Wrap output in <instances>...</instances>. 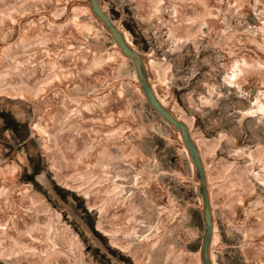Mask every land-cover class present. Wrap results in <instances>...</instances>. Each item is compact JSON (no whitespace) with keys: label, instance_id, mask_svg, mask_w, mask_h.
Here are the masks:
<instances>
[{"label":"rangeland","instance_id":"rangeland-1","mask_svg":"<svg viewBox=\"0 0 264 264\" xmlns=\"http://www.w3.org/2000/svg\"><path fill=\"white\" fill-rule=\"evenodd\" d=\"M75 1L89 3L0 0L2 196L10 195L8 188L19 195L30 186L27 209L40 213L48 206L74 235L66 239L61 232L51 239L28 221L11 242L21 237L19 245L34 248L39 264L54 239L70 246L79 264H199L203 203L187 149L145 99L132 60L116 51L111 34L77 10ZM102 3L137 49L155 61L154 79L167 106L210 144L209 168L222 199L213 208L214 264H264V107L257 108L258 102L264 106V94L253 96L244 83L251 78L260 85L256 77L264 83V72L257 70L264 65V25L249 19L256 13L264 22V0ZM26 7L40 12L23 13ZM45 14L65 26L41 25ZM18 18L21 29L14 35ZM76 18L95 32L72 26ZM35 19L43 27L33 34ZM93 48L110 54L112 65L100 69L85 51ZM236 61L249 64L242 86L223 79ZM7 83L16 86L2 90ZM38 91L41 97L33 95ZM56 130L54 137L50 131ZM58 170L66 177L61 182ZM0 221L9 235L10 221ZM1 241L6 247L9 236ZM9 251L11 260L0 258V264L20 263L23 247ZM61 261L68 263L50 264Z\"/></svg>","mask_w":264,"mask_h":264},{"label":"bare ground","instance_id":"bare-ground-1","mask_svg":"<svg viewBox=\"0 0 264 264\" xmlns=\"http://www.w3.org/2000/svg\"><path fill=\"white\" fill-rule=\"evenodd\" d=\"M74 3L76 4V9L77 10H80V12L83 10V12L89 13L93 18L98 20L102 24V26L109 32L108 28L104 25V22L99 17H97L94 14V12L92 10V6L90 4V0H89V3H87L85 5L84 4H80L77 1H75ZM98 4H99L100 8H102V10L109 15V17L112 19V22L117 27V29L123 32V35H124L126 43L128 45L134 47L136 50H138L136 45L133 43V41L129 37L127 31L120 24V22L119 21H115L112 18V16L109 14V12L105 10V8L103 6V3H102V0H99ZM48 5L51 6V3H48ZM22 6H27V5H23L22 4ZM25 9H28V11L25 10L23 13H25V12H34V13L40 12V11H36V12L33 11L31 7H26ZM41 14L44 15V11H42ZM252 15L254 17L255 22H252L251 20L250 21L252 23H254V24H258L256 26L262 27V25H264V22L260 20L259 16L256 13L255 14L251 13L249 15V19H250V17ZM25 16H27V14H21L20 17H25ZM45 16L48 17V19H45L46 22L42 23V22H44V20L40 21V24L43 25V26H44V24H47V25H50L52 28H55L57 26L58 27L60 26L62 28L66 24V23L58 22L56 20L57 19L56 16H52V15H49V14H45ZM17 20H19V22L16 23V20H14L15 23H13V24L16 25V26H13L14 31H15L14 35L18 34L20 29H21V27L19 28V26H20V23H21L22 19L18 18ZM34 22L37 23V26H39V27L31 26L30 29L33 31V34L34 33H38V28L40 30V27H43V26H41L38 23V20L35 19ZM75 23L77 25H81L84 29L91 30L92 32H95L89 24L81 23V21L78 18H76L74 20V23L72 24V26L75 27ZM31 36L33 37L35 35L31 34ZM111 36H112V34H111ZM18 41L19 40L14 41L13 43L3 44V46L5 45L4 47H9L10 48L11 46L15 45ZM114 46L116 48V51L122 57H124V58L127 57L121 52L120 47L118 46V44L116 42H115ZM85 51L88 52L87 55H89L93 59L97 60V63L99 64L98 66L100 67V69L103 70V69H106V68H108L109 66L112 65V59L113 58L111 59L110 54L103 53L100 50H97L95 48H93L91 50L90 49H85ZM138 52H140V51L138 50ZM140 54H142V56H143V60H144V63H145V68H146L145 72L147 74V78H148L149 83L152 85L150 87H151V90H152L153 94L155 95V98L160 102V104L162 106L166 107L171 112V114H173L175 117L179 118L188 127V129L191 131L190 133L192 135V139H193V141L195 142L197 148L200 151V154H201V157H202L203 166H204V167L203 166L202 167H203L204 173H205V183H206L207 190H208V192H207L208 193V201H209V204H210V207H211V215H212V218H213V232H212V236H211V239H210V242H209V248H210V251H209L210 255L209 256H210V260H211L212 264H214L213 257H212V254H211V244L213 243L214 228H215L213 208H214L215 203L219 202V200H222V199H221V194H219L220 190L217 188L218 184L216 183L215 177L213 176L214 175L213 171L209 168L208 160H209V158L212 155L211 150L209 149L210 148V144L207 142L206 139H204L202 137H197L196 135H194L193 130H192V123L183 114H180L179 112H177L175 109H173V107L170 108L169 106H167V103L161 97L160 93L157 90L158 88H157L156 80L154 79L155 76H154L153 70L155 68V61L153 59L152 60L151 59L148 60L147 56L144 55L142 52H140ZM79 55H80V53H79ZM129 59L132 60L131 58H129ZM247 66H249V64L246 63V62H244L243 64H240L237 61L234 62L233 65H232V67H233L232 75L226 76L223 79L224 80L225 79L228 80L232 84H234L236 82L238 86H242L241 81L239 79L241 78V76L246 75L244 72H245V68ZM258 66L259 67L257 68V70H259L261 72H264V65L259 63ZM31 71H33V70H31ZM256 78L258 79L257 81L260 83V85L257 84L256 82H254V79H251V78H248V79H246L244 81V83H249V85L247 84V85H245V87L248 90H251V93H252L253 96H255L257 93H263L264 94V89H261L262 86L264 87V83L258 77H256ZM137 81H138L140 90L142 92L141 85H140V82H139V79H138V75H137ZM20 83L22 85L24 84L23 81H21ZM58 84H61V81ZM9 86L14 87L16 85L14 83H7V84L3 85L2 88H4V89H2V90H6L7 87H9ZM20 87L21 86H19V88ZM28 88L29 87H27L25 89H28ZM41 89L43 90L42 94H44L47 91V86L43 87ZM253 89L255 91H253ZM38 93H39V91L38 92H33V95H36L37 97H41L42 94H38ZM21 94H22V92H21ZM143 95H144V93H143ZM145 99L147 100L149 105L153 108V110H155V108L148 101V98L145 97ZM257 101H258V98H256L253 103H256ZM263 107H264L263 104L261 102H258L257 108L258 109H262ZM155 112L162 118V116L156 110H155ZM162 119L164 120V118H162ZM164 121L167 122L168 124H170L174 128L173 124H171L169 121H167V120H164ZM36 128L42 129L39 126H37ZM174 130H175V128H174ZM175 131H177V130H175ZM50 132H51V134L54 137H56V133L58 131L56 130V131H50ZM176 134H177V136L179 138V141L182 143L183 148H186V145H185V142H184V139H183V136H182L180 130H178ZM187 152H188V150H187ZM192 164H193V177H194V180L198 184L197 188H196V192H197L199 186L201 185V181H200V178H199V171L197 170V168H196V166L194 165L193 162H192ZM60 174H61V172L58 170L56 178L61 182L62 178L64 179L66 177L63 176V175L60 176ZM242 176H243V174L240 175L239 178H242ZM40 178L44 180V176L43 175H40ZM8 182L9 181H7V183ZM5 183H6L5 182V177L2 174V170H0V204H1V206H0V218H4V219H6V221H10L9 226L12 228L11 233H9V235H8V232H7L8 228L5 229V227H4V229H0V258H4L6 260H8V259L11 260L12 251H9V250H12L14 248V246L17 245L18 247H21V248L23 247V251L18 255V257H19L18 261H20V263H18V264H39V262H38L39 258L36 257V255H39V254L36 252V250L34 248L32 250H24L25 245L24 246H20L19 245V239L21 240L22 244H24L22 239H21V237H19L17 242H15L14 240H12V242H11V238L12 237L14 238L13 235H18V234L21 235L22 234L21 230H19V229H23V227H25V224L28 223V221L29 222L30 221L31 222H35V228H39L42 231L47 232V235H49V238H51V239L53 238V236L56 233L60 234L61 232H63V234H65L66 239H68V238L72 239L74 235L71 233L72 232L71 230H69L68 228L66 229L65 227H63L61 215L59 213H56L55 210L50 209L48 206L42 207L41 209L44 210V211L40 212V213L32 212L29 209H27L29 207V204H30L28 202L29 201L28 200V197H29L28 190L30 191V188H31L30 186L26 187V190L22 191L19 195L15 194V192H16L15 190L13 191L12 189L8 188L6 190V192L10 193V195L9 196H7V195H3L2 196V194L4 193L2 188L6 187ZM67 183H69V185L73 186L69 181ZM155 187H156L157 192H158V189H160V187L158 185L155 186ZM197 195L199 196V198L202 199V203H203L204 202L203 201V197L198 192H197ZM9 200H11V201H9ZM6 202H10V203L8 204ZM3 203H6V204H3ZM228 203L230 204V202H228ZM31 204L33 205L34 203L31 202ZM5 206H7V211L5 209H3ZM35 210L38 211L39 207L36 208ZM202 212H203V218H204V207H202ZM241 218H242L241 213H239V215L237 217V220L241 221ZM165 225L166 224L163 222L161 224V227H164ZM28 227L31 228V226H29V225H28ZM7 236H9V240L10 241L8 242V245L6 247H3V244H1V242H2L1 240L3 238H6ZM76 238H79V236L77 235ZM117 239L118 238H116V236H112V241L114 243H118V245H122L121 243H119L120 241L117 240ZM29 241H30V238H29ZM47 241H49V239ZM10 242L14 243V246L9 249V247H11L10 246L11 245ZM37 242L39 244H43L44 240H42V242H39V241H37ZM48 244H49V249L46 251V253L43 254V255L40 254L41 256H43L42 257L43 264H50L51 262L59 261V259H62V260L66 259V261L68 262V263H63L61 261V262H59V264H62V263L63 264H79V262L76 259V257H78V256L73 254V249L70 246H68V245L64 246L63 245L64 247H62V246L60 247L58 245V243L55 241V239H54V241L53 240L49 241ZM7 249H9V250H7ZM197 260H198L199 264H204L201 255H197Z\"/></svg>","mask_w":264,"mask_h":264},{"label":"water","instance_id":"water-1","mask_svg":"<svg viewBox=\"0 0 264 264\" xmlns=\"http://www.w3.org/2000/svg\"><path fill=\"white\" fill-rule=\"evenodd\" d=\"M99 0H90V4L92 6V10L94 14L99 17L103 22L104 25L108 28L109 32L112 34L114 41L120 47L121 52L131 58L136 73L138 75V79L141 85L142 92L144 93L145 97L148 98L150 104L155 108V110L164 118V120L169 121L173 124L175 130H180L186 148L188 150V154L190 156L191 161L196 166L197 170L199 171V178L201 181V185L199 186L197 192L203 197V207H204V233L202 238L201 244V257L203 259L204 264H212L210 260V248L209 242L213 232V218L211 215V207L208 201V190L205 183V173L203 169V162L202 157L200 154L199 149L197 148L195 142L192 139L191 131L188 127L177 117H175L171 112L164 106L160 104V102L155 98L151 87L152 86L147 78L145 63L143 60L142 54L138 52L134 47L128 45L125 41L123 32L118 30L117 27L113 24L112 19L109 17L107 13H105L102 8H100L98 4ZM252 22H255L253 15L250 17ZM253 91H255L253 89ZM203 166V167H202Z\"/></svg>","mask_w":264,"mask_h":264}]
</instances>
